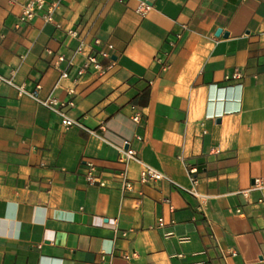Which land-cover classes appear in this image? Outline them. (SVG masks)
Masks as SVG:
<instances>
[{
    "label": "crops",
    "instance_id": "1",
    "mask_svg": "<svg viewBox=\"0 0 264 264\" xmlns=\"http://www.w3.org/2000/svg\"><path fill=\"white\" fill-rule=\"evenodd\" d=\"M27 1L0 0V76L86 129L0 83V264H264V190L241 194L264 183V0H44L20 23ZM80 41L103 74L78 77ZM124 141L182 187L195 167L198 197L139 184Z\"/></svg>",
    "mask_w": 264,
    "mask_h": 264
},
{
    "label": "built area",
    "instance_id": "2",
    "mask_svg": "<svg viewBox=\"0 0 264 264\" xmlns=\"http://www.w3.org/2000/svg\"><path fill=\"white\" fill-rule=\"evenodd\" d=\"M45 7V2L44 0H28L26 2L25 8L22 12V14L19 16V22H27L29 20H32L35 16H37L39 13L42 12V10ZM54 4L51 5L43 14L42 17L45 22H52V17H53V9H54ZM148 6L142 1L137 9L138 13L143 14L147 10ZM68 34L71 37H78L77 32L74 31H69ZM95 44L100 45V42L98 40H95ZM112 49V46L107 44L104 45L99 51L98 55L102 58H109L110 57V50ZM75 53L81 54L84 56V62L82 64V67L78 70V77H82L85 73L88 71H94L98 72L100 74H103L104 69L102 68L100 62L96 58V56L90 54V53H85V44L83 41H80L77 48L75 49ZM60 61L63 60V58L59 59ZM60 78H67V73L66 71H62L60 74ZM234 78H240V74L236 72L234 74ZM0 83H5L9 86L14 87L17 90L18 96H28L32 99H34L38 104L48 108L49 110L53 111L54 113L58 114L61 117V123L64 127H79V128H84V126L80 123L79 120H74L69 118L66 114L62 113L59 111L58 107L61 106L62 104L54 97L49 96L45 99H41L38 94H37V89L39 86L36 87L35 90H29L26 89L24 86L20 85L17 86L13 83L11 79L4 78L3 76H0ZM75 83V82H74ZM69 94L73 93V90H68ZM132 115H131V120L135 124H140L141 123V114L134 108L131 107ZM89 133H95L93 131L87 130ZM135 139L138 141H141V137L135 136ZM119 152V158L120 160L128 164L130 162H133L138 165L139 167V175L137 182L141 185L145 184H154L163 180L169 181L176 189L197 198L198 194L196 192V187H197V178H196V173L197 169L195 167H188V173L190 175L191 179V186L189 188L182 187L178 185L177 183L171 181L167 176H165L163 173L159 172L158 170L152 168L151 166L145 164L144 162L141 161L138 151L130 147V143L128 141H124L123 144L118 148ZM85 164V179L86 182L90 186H100L103 187L106 185V180L105 178L98 172L97 168L93 166L91 163H84ZM120 180L122 181L123 188L124 190H131L133 187V184L127 179L125 173L120 174L119 176ZM251 190H264V183H262L259 180H255L253 185L249 190L242 191L241 194L244 195V197H247V194ZM168 203V201H165ZM259 203H264L262 200L258 201ZM169 209L172 211L173 207L170 205ZM237 214H240V210H236ZM165 225L164 220L162 218H159L157 220L156 228H162ZM127 235L126 232H122L121 236L125 237ZM235 252H231V256H235ZM122 257L124 259H128L129 256L126 254H123ZM100 262L101 264H106L108 263V259L105 258L104 254H101L100 256Z\"/></svg>",
    "mask_w": 264,
    "mask_h": 264
},
{
    "label": "water",
    "instance_id": "3",
    "mask_svg": "<svg viewBox=\"0 0 264 264\" xmlns=\"http://www.w3.org/2000/svg\"><path fill=\"white\" fill-rule=\"evenodd\" d=\"M220 33H221V30L218 29V30L216 31V33H215V36H218Z\"/></svg>",
    "mask_w": 264,
    "mask_h": 264
}]
</instances>
